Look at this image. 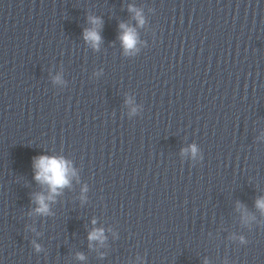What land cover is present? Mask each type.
Returning <instances> with one entry per match:
<instances>
[{
    "label": "clouds",
    "instance_id": "1",
    "mask_svg": "<svg viewBox=\"0 0 264 264\" xmlns=\"http://www.w3.org/2000/svg\"><path fill=\"white\" fill-rule=\"evenodd\" d=\"M129 11L135 12V19L142 26L144 23V18L141 12L132 6H129ZM90 22L94 26L84 31V39L91 44L93 48H99L101 42V36L97 28L101 25L102 21L96 17H90ZM122 33L119 39L128 53L133 50L137 43V33L136 30L124 23L120 24ZM190 151L193 156L197 153V148L192 145ZM33 167L35 169V179L41 183L46 184L49 189V194L47 196L43 194H37L35 197V202L38 207L35 211L38 214L47 215L49 214V204L48 201H53L55 195L59 194L60 191L70 185V178L75 175V171L72 169L70 162L66 161L62 157H49V156H39L34 159ZM256 206L264 211V198L258 199L256 201ZM95 223V221H93ZM103 229H94L89 233V241H100L104 240ZM37 251H39V245H36ZM79 259H84L83 255H79Z\"/></svg>",
    "mask_w": 264,
    "mask_h": 264
}]
</instances>
